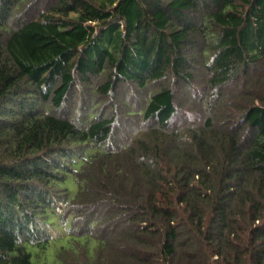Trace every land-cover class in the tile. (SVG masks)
I'll return each instance as SVG.
<instances>
[{
    "label": "trees",
    "instance_id": "obj_1",
    "mask_svg": "<svg viewBox=\"0 0 264 264\" xmlns=\"http://www.w3.org/2000/svg\"><path fill=\"white\" fill-rule=\"evenodd\" d=\"M62 233L61 264H264V0H0V264Z\"/></svg>",
    "mask_w": 264,
    "mask_h": 264
},
{
    "label": "rangeland",
    "instance_id": "obj_2",
    "mask_svg": "<svg viewBox=\"0 0 264 264\" xmlns=\"http://www.w3.org/2000/svg\"><path fill=\"white\" fill-rule=\"evenodd\" d=\"M43 6V5H42ZM41 7V6H39ZM240 99V98H239ZM130 130V131H129ZM124 133H131V129H123ZM66 186L70 190V195H73L76 192L77 185L73 178H69L66 180ZM49 221L52 222V226L59 231H62V226L58 222V216L55 213H51ZM63 232V231H62ZM68 240V235L62 233L60 234V237L54 238L50 240L47 247L40 251L36 248V246L28 245V248L32 254V262L31 264H61L59 260L56 257V250L57 248L62 245L63 243H66Z\"/></svg>",
    "mask_w": 264,
    "mask_h": 264
}]
</instances>
